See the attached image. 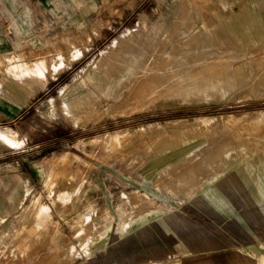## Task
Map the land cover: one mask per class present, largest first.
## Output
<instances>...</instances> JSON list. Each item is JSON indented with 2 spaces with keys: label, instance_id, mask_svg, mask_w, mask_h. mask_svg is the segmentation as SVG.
<instances>
[{
  "label": "rangeland",
  "instance_id": "rangeland-1",
  "mask_svg": "<svg viewBox=\"0 0 264 264\" xmlns=\"http://www.w3.org/2000/svg\"><path fill=\"white\" fill-rule=\"evenodd\" d=\"M263 5L0 0V264H172L192 252L152 250L129 260L117 251L130 234L174 211L223 229L237 241L229 249L261 245L260 229L230 195L210 182L191 184L184 173L193 165L226 162V152L229 158L264 155L263 85L184 99L162 85L150 89L158 79H149L151 87L144 81L117 103L99 93L92 109L73 99L115 37L151 21L171 23L176 10L180 16L195 10L207 14L201 21L213 34L229 41L247 14L256 11L264 20ZM8 82L20 91L11 92ZM197 194L217 216L193 201Z\"/></svg>",
  "mask_w": 264,
  "mask_h": 264
},
{
  "label": "bare ground",
  "instance_id": "bare-ground-1",
  "mask_svg": "<svg viewBox=\"0 0 264 264\" xmlns=\"http://www.w3.org/2000/svg\"><path fill=\"white\" fill-rule=\"evenodd\" d=\"M201 17L209 19L204 12L200 15L194 10L180 16L176 10L171 23L151 21L148 28L135 30V34H127L123 39L115 37L88 75L87 83L83 82L77 87L73 100L84 108H96L99 93L111 103H117L129 98L149 79L152 82L158 79L157 86L150 89L155 90L162 85L168 88V92L184 99L223 96L230 89L246 83L264 86V66H261L264 59L263 18L256 11L247 14L241 30H232L230 34L234 39L227 41L218 35L221 32L213 34L211 26L207 22L202 23ZM256 41L259 47L252 45ZM227 43L242 48H216V45ZM188 74L190 78L183 80L182 77ZM152 82L146 87H151ZM7 84L11 92L20 91L11 82ZM229 155L226 152V162L213 160L203 168L195 166L193 169L194 165L193 168L190 166V171L187 167L188 175L184 173V177L198 187L210 182L225 191L247 220L254 227L257 225L259 235L264 238V208L257 210L256 206H264V155L255 158H229ZM165 181L168 182L166 178ZM192 199L217 216L199 194ZM144 213L148 214V211ZM167 217L162 222H148L139 231L130 234L117 251L118 258L131 260L137 252L180 250L192 253L172 264H264V241L258 247L248 244L246 247L229 249L228 246L237 241L223 229L197 222L186 213L177 211L169 213ZM225 227L231 234L238 235L231 226ZM200 249L204 252H194ZM32 259L31 262L36 260Z\"/></svg>",
  "mask_w": 264,
  "mask_h": 264
}]
</instances>
